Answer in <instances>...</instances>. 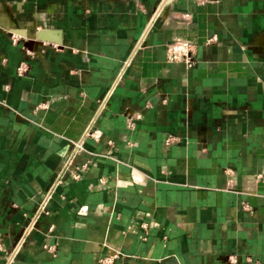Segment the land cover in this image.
Here are the masks:
<instances>
[{"label":"crops","instance_id":"1","mask_svg":"<svg viewBox=\"0 0 264 264\" xmlns=\"http://www.w3.org/2000/svg\"><path fill=\"white\" fill-rule=\"evenodd\" d=\"M158 3L0 0V264L71 140L87 168L10 264H264V0H169L149 27Z\"/></svg>","mask_w":264,"mask_h":264},{"label":"built area","instance_id":"2","mask_svg":"<svg viewBox=\"0 0 264 264\" xmlns=\"http://www.w3.org/2000/svg\"><path fill=\"white\" fill-rule=\"evenodd\" d=\"M199 2H205L207 0H196ZM169 2V0H159V3L157 4L156 8L152 12L150 19H149V27L153 24L155 19L160 16L163 8L166 6V4ZM180 16L184 20H189L191 17L190 12L184 11L180 13ZM13 42H16L18 40V37L16 35H10ZM214 39V36L209 38L208 40ZM165 51H166V60L168 62H182L186 66H191L194 62L193 59V53H194V44L187 38H181L177 37L173 39L170 42H166L164 44ZM25 64H20L18 71L20 73L24 72ZM102 110V105L98 106L97 112H100ZM130 125L133 123L130 122ZM102 130L97 126L95 121H92L89 126L87 127L84 137L92 138L95 141H99L102 138ZM171 136L166 138L167 142L171 141ZM71 149L70 151L65 155L63 159V163L59 170L57 171L53 181L50 183V185L47 187L45 193L39 198L36 207L33 211H31L28 215H26V221L21 227V230L15 239L13 245L11 248L6 252L5 255V263L10 264L11 261H13L16 256L26 249L28 246V242L30 239V236L34 230H36L37 225L40 221V218L47 213V204L52 197V194L54 193L57 186L62 184L67 176L72 177L73 179H78L85 169L87 168V164L89 159H86L84 161L80 160V154L85 151L83 140H71ZM96 154V153H94ZM104 156H107L105 153H100ZM242 207L244 210H246L249 213L253 212L252 206L248 203L243 201ZM143 227H146V224H142ZM2 248V238L0 233V249ZM43 248H45L48 251H53L54 246L50 245L48 243L43 244ZM118 256V252H114L112 254H103L98 258V264H114L115 258ZM248 260H253L252 256L250 254L245 255ZM226 264H237V255L236 254H230L226 256ZM254 264H260V262L255 259Z\"/></svg>","mask_w":264,"mask_h":264},{"label":"water","instance_id":"3","mask_svg":"<svg viewBox=\"0 0 264 264\" xmlns=\"http://www.w3.org/2000/svg\"><path fill=\"white\" fill-rule=\"evenodd\" d=\"M15 32L20 33L21 35H25L26 32L23 29H14ZM50 32L48 30H46L45 28H41V29H37L35 32V37L37 40H48V39H52L50 38V36L48 35Z\"/></svg>","mask_w":264,"mask_h":264},{"label":"rangeland","instance_id":"4","mask_svg":"<svg viewBox=\"0 0 264 264\" xmlns=\"http://www.w3.org/2000/svg\"><path fill=\"white\" fill-rule=\"evenodd\" d=\"M8 24V21H7V17L6 15L4 14V11L1 13V16H0V26H7Z\"/></svg>","mask_w":264,"mask_h":264},{"label":"bare ground","instance_id":"5","mask_svg":"<svg viewBox=\"0 0 264 264\" xmlns=\"http://www.w3.org/2000/svg\"><path fill=\"white\" fill-rule=\"evenodd\" d=\"M1 16V15H0Z\"/></svg>","mask_w":264,"mask_h":264}]
</instances>
